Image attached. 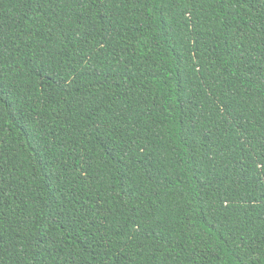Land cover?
<instances>
[{"label":"trees","instance_id":"1","mask_svg":"<svg viewBox=\"0 0 264 264\" xmlns=\"http://www.w3.org/2000/svg\"><path fill=\"white\" fill-rule=\"evenodd\" d=\"M0 264H264V0H0Z\"/></svg>","mask_w":264,"mask_h":264}]
</instances>
